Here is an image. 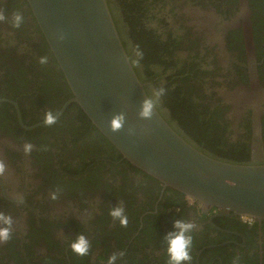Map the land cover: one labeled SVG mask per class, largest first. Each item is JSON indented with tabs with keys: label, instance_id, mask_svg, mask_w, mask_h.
Returning a JSON list of instances; mask_svg holds the SVG:
<instances>
[{
	"label": "flooded vegetation",
	"instance_id": "flooded-vegetation-1",
	"mask_svg": "<svg viewBox=\"0 0 264 264\" xmlns=\"http://www.w3.org/2000/svg\"><path fill=\"white\" fill-rule=\"evenodd\" d=\"M115 1L174 124L210 154L264 158V0H245L246 22L239 0ZM0 5V211L15 221L0 264H107L114 252L124 253L116 264H168L176 219L197 225L190 264H264V219L202 211L122 157L76 102L65 104L72 94L27 1ZM49 110L59 112L52 126ZM117 205L127 227L109 214ZM80 233L86 256L70 248Z\"/></svg>",
	"mask_w": 264,
	"mask_h": 264
},
{
	"label": "water",
	"instance_id": "water-1",
	"mask_svg": "<svg viewBox=\"0 0 264 264\" xmlns=\"http://www.w3.org/2000/svg\"><path fill=\"white\" fill-rule=\"evenodd\" d=\"M26 1L72 94L65 104L76 102L122 157L202 211L264 219L263 157L242 161L206 152L160 105L151 120L138 116L155 77H145L133 63L128 26L115 0ZM238 7L246 22L245 0ZM121 111L126 123L113 132L110 120Z\"/></svg>",
	"mask_w": 264,
	"mask_h": 264
},
{
	"label": "clouds",
	"instance_id": "clouds-1",
	"mask_svg": "<svg viewBox=\"0 0 264 264\" xmlns=\"http://www.w3.org/2000/svg\"><path fill=\"white\" fill-rule=\"evenodd\" d=\"M5 10L0 5V23L6 21ZM23 15L19 11L12 13L11 23L15 28H19L23 23ZM63 39V37H60ZM136 59L133 61L134 64L139 65V60L142 59L143 53L139 50V46H135ZM41 64L47 63V57H41ZM166 94L164 87L152 88L151 94L146 95L145 99L141 102V107L138 112V116L141 119L151 120L158 106L160 105L162 98ZM59 119V112L47 111L44 116V124L46 126H52L57 123ZM126 123L125 113L123 111L114 114L110 120V130L118 132L124 128ZM129 134H133L135 129L131 126L127 129ZM33 145L31 143L24 144V152L29 154L32 151ZM6 171V165L3 159H0V177L4 175ZM52 200L58 198L57 192L50 194ZM110 216L114 220H118L122 227H127L128 218L125 214L123 205H117L110 209ZM14 219L11 215L5 214L0 211V244L9 241L12 238ZM197 225L193 221H184L176 219L173 224V231H169L165 236L164 240L167 244L166 252L168 255V264H190L192 261L191 249L193 244L192 232L196 229ZM71 250L78 256H86L90 252V241L88 238L80 233L77 237L70 242ZM124 255L123 252H114L108 257L107 264H116L117 259ZM233 264H239L238 258L234 260Z\"/></svg>",
	"mask_w": 264,
	"mask_h": 264
},
{
	"label": "trees",
	"instance_id": "trees-1",
	"mask_svg": "<svg viewBox=\"0 0 264 264\" xmlns=\"http://www.w3.org/2000/svg\"><path fill=\"white\" fill-rule=\"evenodd\" d=\"M237 153L238 154H236L235 156H227V157H229L231 159H236V160H242V159H244V161H248V159L246 158V153H241L239 151Z\"/></svg>",
	"mask_w": 264,
	"mask_h": 264
}]
</instances>
